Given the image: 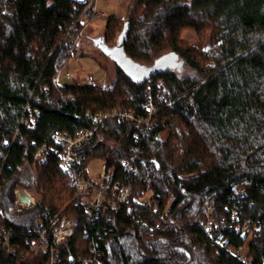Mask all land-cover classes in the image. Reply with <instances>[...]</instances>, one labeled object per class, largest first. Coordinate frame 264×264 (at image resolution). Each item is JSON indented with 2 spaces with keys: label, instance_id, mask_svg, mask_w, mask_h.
Returning <instances> with one entry per match:
<instances>
[{
  "label": "trees",
  "instance_id": "16d2710c",
  "mask_svg": "<svg viewBox=\"0 0 264 264\" xmlns=\"http://www.w3.org/2000/svg\"><path fill=\"white\" fill-rule=\"evenodd\" d=\"M84 5L0 0L2 208L11 211L19 186L36 187L42 198L11 215L13 250L0 253V264H36L40 257L29 255L36 220L55 229L67 215L77 224L60 249L66 261L93 243L108 264H264V0H135L127 20L108 18L107 37L122 24L116 44L142 71L119 65L110 88L58 82L76 51L66 34ZM186 29L211 31L209 47L185 42ZM174 57L200 78L164 67ZM151 102L156 124L139 141L136 122L113 113L141 114ZM27 105L38 113L33 130L20 125ZM99 116L93 138L73 151L81 161L63 171L66 146L55 134L93 128ZM40 141L53 150L45 158ZM93 159L132 187L116 211H93L85 201L93 190L77 186ZM209 205L221 223L214 238L199 224ZM233 209L240 223H252L244 234L237 222H222ZM249 237L245 261L227 250Z\"/></svg>",
  "mask_w": 264,
  "mask_h": 264
},
{
  "label": "built area",
  "instance_id": "2783aa9c",
  "mask_svg": "<svg viewBox=\"0 0 264 264\" xmlns=\"http://www.w3.org/2000/svg\"><path fill=\"white\" fill-rule=\"evenodd\" d=\"M83 1L85 5L81 13L66 34L68 37L67 43L71 46L75 42L71 37L78 26L86 24L93 18L106 15L98 11V0ZM66 77L71 79L72 75L68 72ZM26 112L27 115L22 117L20 125L33 130L38 121V113L37 111H32L30 105H27ZM157 112L158 107L151 102L144 106L141 114L130 111H114L113 115L135 121L137 130L134 132V137L140 141L148 134L149 129L155 126L156 118L154 117ZM102 118L103 116H99L95 119L96 125L93 128L82 130L75 135H70L61 131L55 134L56 141L66 146L65 152L60 156V166L62 169L68 170L74 163L81 161V157L76 156L73 151L93 138ZM18 137H20L19 128L16 131L15 139ZM52 152L53 150L47 146L46 142H38V158H45ZM131 167L130 165L128 168L131 169ZM75 181L80 189L90 188L93 190L92 195L86 198V202L87 205L97 213L101 212L106 214L113 210H118L130 199L132 194L131 185H122L121 182L116 179L114 170L108 169L106 164H103L97 181H92L84 175H81V171L76 176ZM14 193L15 203L11 211L4 212L2 208L3 193L0 186V253L4 254H8L13 250L11 242L13 229L8 224L11 215H20L27 209L40 203L32 191L27 188L19 186L15 189ZM239 213L238 209H233L230 215L226 216L222 222H237V230L244 234L248 231L252 223L246 221L240 223ZM76 224L77 219L74 216L67 215L62 218L59 227L54 229L45 226L42 220L38 218L32 231L33 237H31L29 248L30 256L40 257V260L36 264H108L103 250L93 243L88 245V251L85 255L79 256L78 258L73 257L69 261L62 259L60 249L65 244L66 240L74 235ZM199 224L211 238H214L215 232L221 229V223L214 218L213 207L210 205L207 206L206 216L199 221ZM227 250L239 259L243 261L246 260L242 248L227 247Z\"/></svg>",
  "mask_w": 264,
  "mask_h": 264
},
{
  "label": "rangeland",
  "instance_id": "374dc122",
  "mask_svg": "<svg viewBox=\"0 0 264 264\" xmlns=\"http://www.w3.org/2000/svg\"><path fill=\"white\" fill-rule=\"evenodd\" d=\"M134 4L135 0L97 1V9L99 12H106V15L93 18L86 24L82 25L76 41L72 45V47L76 45L75 55L70 60L68 67L63 70L58 77V82L60 84L78 83L85 86H98L106 88L113 86L115 78L118 75L120 64L117 61L114 53L110 52V49H112L111 47L117 45L116 41L118 34L121 31L122 24L110 29L109 38L107 37L108 18L115 17L120 19L122 22L127 20L134 7ZM182 39L191 45H202V47L206 49L211 43L212 36L211 31L209 30L200 33L193 29H186L182 33ZM98 42L106 43L107 45H105V47H100V43L98 44ZM170 58H173V56ZM163 65L164 67L170 68L171 70L178 73L180 77H191L195 79L200 78V74L196 69L185 64L178 58L174 57L173 60L168 59L165 61V63L163 62ZM68 72L72 75L71 79L66 77ZM117 110L119 109H116V111ZM110 143L112 144L113 142L110 141ZM102 166L103 161L101 159H93L90 161L87 165L88 178L92 181H97L99 179ZM63 171L65 170L63 169ZM24 188L31 190L39 202H42V198L36 187ZM143 200L150 202V194L144 197ZM250 237L246 241V244L242 247L245 257H247Z\"/></svg>",
  "mask_w": 264,
  "mask_h": 264
},
{
  "label": "water",
  "instance_id": "95a60500",
  "mask_svg": "<svg viewBox=\"0 0 264 264\" xmlns=\"http://www.w3.org/2000/svg\"><path fill=\"white\" fill-rule=\"evenodd\" d=\"M127 27H128V23L126 24L125 27V31H127ZM100 42H98L99 44ZM105 45H107L106 43H100V47H105ZM112 49H110V52L114 53L115 57L117 58V61L119 62V64L121 65V67H123L125 70H127V72L131 73V74H140L141 73V69L140 66L130 62L126 56L123 54L122 52V48L121 46L115 45L114 47H111Z\"/></svg>",
  "mask_w": 264,
  "mask_h": 264
},
{
  "label": "crops",
  "instance_id": "0c3cea01",
  "mask_svg": "<svg viewBox=\"0 0 264 264\" xmlns=\"http://www.w3.org/2000/svg\"><path fill=\"white\" fill-rule=\"evenodd\" d=\"M99 11V10H98ZM101 12H103V13H105L106 14V12H104V11H101Z\"/></svg>",
  "mask_w": 264,
  "mask_h": 264
}]
</instances>
